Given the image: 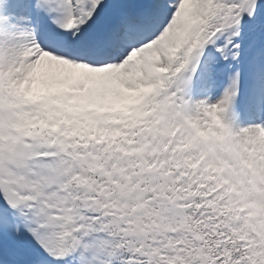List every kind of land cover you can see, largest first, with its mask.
Listing matches in <instances>:
<instances>
[{
  "label": "snow or ice",
  "instance_id": "snow-or-ice-1",
  "mask_svg": "<svg viewBox=\"0 0 264 264\" xmlns=\"http://www.w3.org/2000/svg\"><path fill=\"white\" fill-rule=\"evenodd\" d=\"M0 264H264V0H0Z\"/></svg>",
  "mask_w": 264,
  "mask_h": 264
}]
</instances>
